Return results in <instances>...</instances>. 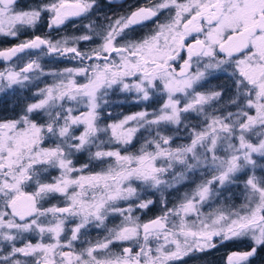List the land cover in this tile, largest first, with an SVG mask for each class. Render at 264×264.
Masks as SVG:
<instances>
[{"label":"snow or ice","instance_id":"obj_1","mask_svg":"<svg viewBox=\"0 0 264 264\" xmlns=\"http://www.w3.org/2000/svg\"><path fill=\"white\" fill-rule=\"evenodd\" d=\"M16 2L0 0V34L16 37L21 28L34 26L43 11L51 13L49 28L59 27L69 18L89 12L95 0H54L30 10H17ZM173 8L175 15L167 23L159 24L153 35L118 45V38H123L129 26L156 17L160 10ZM87 27L94 31L92 24ZM94 34L102 43L90 53L68 45L70 39L87 41L92 39L91 35L57 41L36 36L0 51L5 60L26 50H39L47 56L71 54L81 64L93 59L103 61L50 73L58 82L40 90L39 102L30 104L20 119L0 122V243L11 244V251L0 260L3 264H22L16 258L22 254L31 257L32 264H174L189 253L215 247L214 237L223 242L250 236L255 245L250 251L228 256V264H246L257 247L264 246V177L253 174L245 181L246 214L219 210L203 216L200 206L212 194L210 186L215 181L220 185L230 182L237 173L257 167L254 157L264 159V0H162L109 22ZM189 37L191 43L187 42ZM183 49L188 58L177 72L172 62ZM194 59L198 67L192 72ZM202 60H206L203 70L199 67ZM227 68L232 69L229 78L233 80L235 94L227 105L214 109L218 115H209L205 105L219 100L222 92L203 94L195 90L196 85L209 69ZM33 73L45 74L39 58L30 59L18 71L0 72V90L23 86ZM78 76L84 78L83 83L76 80ZM115 85L122 90H135L143 100L149 99L150 90L162 87L167 101L159 113L142 111L101 127L98 109L107 90ZM181 98H188L183 106ZM66 103L83 104L87 111L74 115L78 109L65 107ZM35 111L46 114V124L38 125L29 118ZM189 112L203 113L204 127H193L190 143L173 149L169 146L172 138L163 136L160 126H179L183 114ZM130 122H135V126H128ZM80 126L83 131L75 135L74 129ZM152 126H156L155 135L145 141L139 153L122 154L119 148H103L105 143L128 145L141 128L151 131ZM45 131L59 139L55 147L42 146ZM109 131L108 140H100L99 134ZM152 146L155 150L149 151ZM93 147L95 152L91 151ZM84 150L89 151L90 160L103 163L107 158L112 163L100 172L72 177L71 173L82 172L87 165L76 169L70 157ZM221 151L224 156L218 155ZM158 160L164 164L158 166ZM175 163L188 172L203 167L218 175L199 185L190 196L186 194L178 206L147 223L141 224L131 215V204L126 209L118 206L119 201L139 197L134 182L153 188L168 183L162 176ZM48 168L61 170L54 183L42 182V172ZM31 184H35V191H26ZM57 193L65 197L66 207L40 206L43 199ZM151 203L141 202L137 207L147 208ZM110 214L124 219L108 230L103 241L75 251L73 242L81 229L92 222L103 226ZM193 214L195 220L189 221L187 217ZM49 215L51 220L46 219ZM70 217H78L79 223L71 229L70 238L61 242ZM31 231L41 236L47 233L54 242H29L16 247L15 241ZM153 239L155 248L150 246ZM129 241L139 250L123 247L122 251L113 252L110 248L114 243Z\"/></svg>","mask_w":264,"mask_h":264},{"label":"rangeland","instance_id":"obj_2","mask_svg":"<svg viewBox=\"0 0 264 264\" xmlns=\"http://www.w3.org/2000/svg\"><path fill=\"white\" fill-rule=\"evenodd\" d=\"M112 2L115 0H111ZM117 2H122L124 0H116ZM54 2V1H52ZM50 2V3H52ZM69 3H73L74 0H68ZM162 1L159 0H132L131 5H128L129 3L125 4L124 6L120 7V11L117 9V11L113 13H107L100 17V23H96V14L91 12V10L80 17H71L75 18V21H73L71 24L66 25L65 27H60L59 29L54 30L55 28L52 27L48 30L56 31L57 33V39H52V41L57 40H63L65 38H75L80 37L83 35H91L92 39L90 40H80L79 42H75L74 40L70 39L68 46H75L78 48L79 51L83 52H91L92 49L97 48L101 43V39L94 34V32L100 31L103 27H105L109 22L115 21L116 19L120 17H127L126 12L124 11L126 6L127 9L134 7L135 5L138 7L134 10L129 11L131 14L132 12L138 10L141 7H153L154 5L160 3ZM178 2H183V0H178ZM49 3V4H50ZM17 10H29V9H21L18 6H15ZM49 15L47 17L48 21L50 22L51 19V13L47 12ZM43 12L41 14V17L39 21H41ZM175 15V9H164L160 10L156 17L151 18L153 23L146 24V22L151 21V19L147 21L141 22L143 24L142 26V33L139 34V37H134L133 33H126L125 29L124 33L122 34L123 38H118V45L125 43L126 40L128 41H140L143 40L155 33L157 30V27L159 24L167 23L171 17ZM69 18V19H71ZM68 19V20H69ZM105 19V23L104 20ZM112 19V20H111ZM38 21V22H39ZM67 21V20H66ZM65 21V22H66ZM99 21V19H98ZM37 22V23H38ZM37 23L34 26H25L21 28V30L18 32L16 37H11L7 35L0 34L1 37H11V38H17L21 36V34H25L28 32L31 28L36 27ZM92 24L93 30L90 31L87 25ZM140 24V23H139ZM49 25V23H48ZM130 27V26H129ZM77 29V30H76ZM79 29V30H78ZM129 29V28H128ZM35 38V37H34ZM34 38H26L25 40H22L21 42L32 40ZM43 38V37H41ZM45 39V38H44ZM21 42L17 43L16 45L20 44ZM15 45V46H16ZM14 47V46H12ZM12 47H6L1 48L0 51H6ZM87 48L86 50H84ZM39 58V63L41 64V67L43 69V72L45 74H36L33 73L32 78L25 82L23 86L21 85H13L11 88L5 87L3 90H0V95L6 90L14 91L18 90L19 93H26L28 91H31V98H27L25 101L26 106L22 107V111L20 113H15V119H8L3 120L1 122L10 121V120H18L21 116L25 115L26 109L30 104L37 103L42 98V96L39 94L41 89L46 88L47 86H51L55 83H57V79L51 75L50 73H61L66 68H77L82 66H88L93 63H103V61H94L92 63H88L87 61H84L83 64L79 62V60H74L71 58V54H66L65 56H47L43 55L39 52V50H26L25 53L17 54V57H13L10 61H7L3 58H0V62L4 61L3 65H0V72L5 71L7 69L12 70H19L20 67H23L25 63H27L30 59ZM118 61V57H115ZM69 60L71 59L72 62H63L60 64H55L56 61H63V60ZM206 62V60H202L199 67L201 70H203V63ZM66 63V64H64ZM54 66V67H52ZM198 67L195 59L192 63L191 71L195 72L196 68ZM232 69L227 68L226 70L221 69H209L206 72L205 77L196 85L195 90L197 92L203 93V94H209L213 92V89H219L220 92H222V96L219 100L211 101L209 104L205 105V111L209 114H216L218 115L219 112H214V109H220L222 106L227 105L228 100L234 96L235 89L229 90V91H222L224 88L220 85L214 84L211 82L213 79H230ZM76 80L80 83L84 82V78L82 76L75 77ZM233 81V80H232ZM128 83L134 82V80H128L126 81ZM3 83V82H0ZM231 88V85H230ZM188 98H181V106L186 102ZM151 101H154L156 103V108L154 109H146L144 104L151 103ZM167 101V94L163 91L162 87L152 89L150 90L149 99L143 100L140 95L135 91H126L122 90L121 86L115 85L113 88L107 90V95L104 96L103 101H101V106L98 109L99 113V119L98 124L101 127H106L109 124L113 123H119L121 120H123L127 116L135 115L139 112L146 111L148 113H159V110L163 106V104ZM13 103V102H12ZM158 104V105H157ZM72 106L74 108H77L78 111H75L73 114L78 115L80 112L87 111V108L81 104V105H69L65 104V107ZM135 106V107H134ZM140 107V110H133L136 107ZM144 106V107H143ZM145 108V109H144ZM229 110L235 111L234 108H230ZM125 111L127 114H125ZM131 111V112H127ZM13 112H10L12 114ZM29 118L33 120L38 125L46 124L48 117L43 111H35L31 114H29ZM149 119H152V116L148 117ZM205 123V116L203 113H197V112H189L184 113L182 117V123L179 126L176 125H161L160 131L163 136L171 137L170 141V147L176 148L178 146L187 145L190 143L191 136H192V129L193 127L196 128V130H200L204 127ZM128 126H135V122H130ZM83 131V126H80L77 129H74V134L79 135ZM156 131V126H152V130H146V128H141L133 137V140L128 145H117V144H108L105 143L103 148L104 150H115L119 148L122 154H136L139 153L141 146L144 145L146 140H151ZM100 140L107 141L108 137L110 135L109 133H100ZM44 142L42 144L43 147H55L56 143H59V139L56 136H52L51 134H48L46 131L44 133ZM93 152H95L97 149L95 147L92 148ZM149 151H154V146L149 147ZM88 150H84L81 152H76L74 155L70 157L72 160V166L76 169H80L82 166L87 165L86 168L83 169L82 172H73L71 173L72 177H76L79 175H91L96 172H100L103 169H106L109 165V163H112L111 160H108L107 158L102 163L99 160H90V156L87 155V157L84 156V161L82 163H79L75 161L81 154L87 153ZM88 154V153H87ZM220 156H224L225 153L222 151L218 153ZM86 159H89L88 161H85ZM254 159L257 160V167L253 169L245 170L244 172L237 173L233 179L230 182H225V184L220 185L218 181H215L210 187L212 190V194L210 197L200 206V212L203 216H206L210 213L217 212L219 210H223L226 214L229 212H239L241 215L246 214L247 212V200H246V189H245V181L248 179L249 176L255 175L257 177H264V159L257 157H254ZM164 164L163 160H158L157 165L161 166ZM183 173V177L180 176V174ZM61 175V170L59 168H48L47 171L42 172L41 179L42 182L45 183H54L56 178H59ZM215 175H218V173L213 172L211 170L204 169L203 167L197 168L194 171L188 172L185 170V168L175 163L171 169H169L163 176L162 179L167 181L168 183L163 184L159 186L158 188L148 187L145 185H142L139 181L134 182L133 186L137 187L138 189V198H133L129 201H119L118 206L122 209H126L131 204L132 206V213L131 215L134 218H138V222L143 224L147 223L150 220H153L159 216H162L164 212L167 209L174 208L178 206L181 201L184 199L185 195H191L195 192L197 187L204 182L208 180H212ZM176 177V179H174ZM192 178H195L192 181ZM188 180L192 181L191 185L188 184ZM184 185V186H181ZM182 187V188H181ZM231 188L230 190H228ZM234 188L237 190V193L234 194ZM28 192L35 191V184H31L30 186L26 187L25 189ZM225 190V191H224ZM171 191V192H170ZM168 193L169 197L172 199V205L168 207ZM158 195H161L160 198V204L157 209H155L156 212H153L151 216L149 214H145V211H148V208L153 204L154 200L157 199ZM157 196V197H156ZM237 196V199L235 198ZM144 197V198H142ZM236 199V200H235ZM58 200V201H56ZM152 201L151 204L148 205L147 208H139L137 205L141 202H147ZM57 202V203H56ZM40 206L42 208H49L53 206L57 207H66V200L65 197L60 194H53L49 197L43 199L40 202ZM254 207V205H253ZM45 219V218H42ZM47 220H51L52 217L49 215ZM124 217L120 216L119 214H110L107 219L104 222L103 226L97 227L95 222H92L88 224L85 228L81 229L80 233L78 234L79 238L73 242V247L75 251L79 252L82 249L90 246V244H95L99 241H103L104 238L108 235V230L112 229L118 225L121 224ZM189 221L195 220V215H190L187 217ZM79 223L78 217H70L67 219L65 226H64V232L61 234V242H66L67 238H70L71 236V229L76 226V224ZM230 240L237 241L238 246L242 243L251 245L252 247L255 246L254 242L251 240L250 236H244V237H238V238H232ZM226 240V241H230ZM226 241H221L220 237H214L212 243L215 245V247L219 244H223ZM53 243L54 241L50 238L49 234L45 233L43 236L39 234L36 231L26 232L21 235L19 239L15 241L16 247H24L27 243ZM142 243V241H141ZM150 246L155 248L156 247V241L153 239L150 243ZM243 246L241 251H249L250 248ZM123 247H132L133 251H138V246L135 245L134 242H118L114 243L113 245H110V248L113 252H120L122 251ZM258 246L257 248H259ZM214 248V247H212ZM209 248V249H212ZM207 249V250H209ZM65 251L68 249L65 248ZM224 250V249H223ZM11 251V244L6 243H0V257L6 256L8 252ZM200 252V251H197ZM233 251L228 250L227 251V257L230 253ZM189 253L186 256H183L180 260H177L174 262V264H177L178 261H183V264L185 261H187V257L189 255L194 254ZM17 259L21 260L22 264H32V258L31 257H24L22 254H17ZM264 259L260 258L259 262ZM0 264H3V261L0 260Z\"/></svg>","mask_w":264,"mask_h":264},{"label":"trees","instance_id":"obj_3","mask_svg":"<svg viewBox=\"0 0 264 264\" xmlns=\"http://www.w3.org/2000/svg\"><path fill=\"white\" fill-rule=\"evenodd\" d=\"M52 1H54V0H18L16 2L15 6H18L21 9H29L30 10V9H34V8L49 4ZM159 1H162V0H159ZM90 2H91V0H90ZM122 2H124L122 5H114L113 3L109 2L108 0H95V3L93 5V7L91 8V12L96 14V23H100V21H101L100 17L105 14V11H108L111 14V13L117 11V9L119 10L121 6H124L127 3H129L128 5H131L130 2H132V0H124ZM126 7L123 9H125L124 11L126 12L127 15L128 14L130 15L129 11L136 9L139 6L137 7L135 5L134 7H132L133 9H131V8L127 9ZM48 16L49 15L47 14V11H43L41 21H39L37 23L36 27L31 28L28 32H26L25 34H21V36H19L17 38H11V37H6V36L1 37L0 38V49L15 46L17 43H19L22 40H25L26 38H29V37L34 38L36 36H40V37H43V38L49 39V40L57 39V37H58L56 34L57 32L53 31V30H48V29H50L49 25H48L49 21L47 19ZM98 19H99V21H98ZM73 21H75V20L72 19V20L66 21V23H64L63 25H61L59 27H54L55 28L54 30L59 29L60 27H65L66 25L71 24ZM149 22L151 24L152 21H149ZM142 29L143 28L139 27L138 24L131 25L129 27V29L125 30V34L127 32L133 33L134 37L138 38L139 34L142 33L141 32ZM86 49L87 48H85L84 50H86ZM81 52H83V51H81ZM32 59H34V57H32ZM94 61L97 62V60L93 59V60H91L90 63H92ZM2 62L4 63V61H1L0 65H3ZM63 62L68 63V62H72V61H71V59H69V60L66 59L63 61H56L55 64H60ZM64 64H66V63H64ZM52 67H54V66H52ZM31 95H32L31 91H28L26 93H19L18 90H14V91L6 90V92L2 93L0 95V122L3 120L12 119V118L15 119L16 118L15 113L17 114V113H20L22 111V107L26 106V103L28 102V101L26 102L25 100L27 98H31L32 97ZM144 105H145L147 110L156 108V103L154 101H151V103L144 104ZM133 110H140V107L137 106L135 109H132L131 111H133ZM131 111H127V112H131ZM10 112H13V113L10 114ZM125 114H127L126 111H125ZM91 151L93 152V149H91ZM87 153L81 154L77 159H75L76 163L77 162L82 163L84 161L85 155H86L85 157H87V155L90 156L89 151H87ZM88 160L89 159H86L85 161H88ZM194 179L195 178H192V181ZM192 181L188 180L187 182L189 185H191ZM181 186H184V185H181ZM230 189L231 188H229L228 190H230ZM235 193H237V190H235V188H234V194ZM142 198H144V197H142ZM160 198H161V195H158L157 199H155L153 204L148 208V211H145V214L147 213V214H149V216H151L153 212H156L155 209H157L159 204H160ZM235 198L237 199V196H235ZM56 201H58V200H56ZM167 201H168L167 205H168V207H170L172 205V199L169 197V193H168ZM237 243H238L237 241L230 240V241L224 242L223 244H219L212 249L205 250L203 252H196L194 254L189 255V257H187V261H185L184 264H228V257H227V251L228 250L233 251L232 253L244 252V251H241V249H243L242 247L248 246V244H245V243H242L238 246ZM248 248H250L249 249V251H250L252 246L249 245ZM232 253H230V254H232ZM260 258H264V246H260L259 248H257L256 254L254 256L250 257L249 260L246 262V264H264V259H262L259 262ZM177 264H183V261H178Z\"/></svg>","mask_w":264,"mask_h":264},{"label":"flooded vegetation","instance_id":"obj_4","mask_svg":"<svg viewBox=\"0 0 264 264\" xmlns=\"http://www.w3.org/2000/svg\"><path fill=\"white\" fill-rule=\"evenodd\" d=\"M18 1V0H17ZM109 2L113 3L114 5H122L124 2H117L116 0L115 1H111V0H108ZM109 13L108 11H105V14ZM75 20V18H71L69 20ZM67 20V21H69ZM104 20V23H105V19ZM151 23H153V20L151 19ZM66 23V22H65ZM146 24H150V22H146ZM63 25V24H62ZM139 27L142 28L143 24L140 22V24L138 23ZM195 35V34H194ZM188 43H191L192 42V38L189 37L188 38ZM112 56L115 58V53L112 54ZM188 56H187V50L186 49H183V50H180L177 54V58L175 59V61L172 62V67L175 68V70L177 72L180 71L181 67L183 66L184 64V61L187 60ZM9 61V60H7ZM101 61V60H100ZM88 63L91 62V60H87ZM3 63V62H2ZM193 63V62H192ZM212 83L214 84H217V85H220L221 87H223L224 89L222 91H229V90H234V86H233V81L232 79H213L211 80ZM230 85H231V88H230ZM214 91H220L218 88L217 89H213Z\"/></svg>","mask_w":264,"mask_h":264},{"label":"water","instance_id":"obj_5","mask_svg":"<svg viewBox=\"0 0 264 264\" xmlns=\"http://www.w3.org/2000/svg\"><path fill=\"white\" fill-rule=\"evenodd\" d=\"M2 58V57H1Z\"/></svg>","mask_w":264,"mask_h":264}]
</instances>
